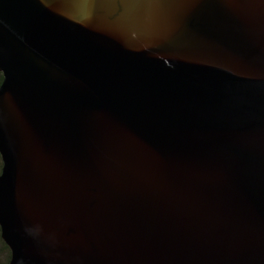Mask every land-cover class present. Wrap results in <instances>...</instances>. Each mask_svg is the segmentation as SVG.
I'll return each mask as SVG.
<instances>
[{
  "label": "water",
  "instance_id": "water-1",
  "mask_svg": "<svg viewBox=\"0 0 264 264\" xmlns=\"http://www.w3.org/2000/svg\"><path fill=\"white\" fill-rule=\"evenodd\" d=\"M9 264H264V0H0Z\"/></svg>",
  "mask_w": 264,
  "mask_h": 264
},
{
  "label": "trees",
  "instance_id": "trees-1",
  "mask_svg": "<svg viewBox=\"0 0 264 264\" xmlns=\"http://www.w3.org/2000/svg\"><path fill=\"white\" fill-rule=\"evenodd\" d=\"M2 81H3V74L0 73V86L2 84ZM2 166L3 164L0 156V174H1ZM10 260H11V250L2 239L1 228H0V264H9Z\"/></svg>",
  "mask_w": 264,
  "mask_h": 264
}]
</instances>
